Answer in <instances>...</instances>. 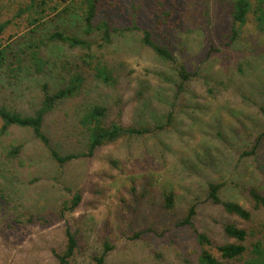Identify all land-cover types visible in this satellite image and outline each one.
Masks as SVG:
<instances>
[{
  "label": "rangeland",
  "instance_id": "rangeland-1",
  "mask_svg": "<svg viewBox=\"0 0 264 264\" xmlns=\"http://www.w3.org/2000/svg\"><path fill=\"white\" fill-rule=\"evenodd\" d=\"M232 1L98 0L86 27L83 0H0V49H7L0 107L32 115L43 84L55 92L79 74V91L44 116L43 131L59 154L86 151L80 119L95 104L106 107V124L151 131L60 164L30 128L1 131L0 121V264H61L53 251L64 250L66 227L77 240L67 264H95L104 243L111 249L101 264H198L202 249L224 264L251 257L252 243L264 236V208L250 197L251 189L264 195V15L259 0H250L245 22L233 24ZM104 22L109 43L95 28ZM55 31L90 47L49 41ZM144 31L173 62L143 43ZM31 42L48 61L42 74L30 67ZM101 65L115 85L95 75ZM180 65L192 77L178 90ZM210 182H222L220 199L239 203L250 218L211 202ZM76 193V207L63 210ZM191 206L193 227L181 224ZM226 224L246 231L245 250L234 259L216 249L236 242ZM197 232L210 244H200Z\"/></svg>",
  "mask_w": 264,
  "mask_h": 264
},
{
  "label": "trees",
  "instance_id": "trees-1",
  "mask_svg": "<svg viewBox=\"0 0 264 264\" xmlns=\"http://www.w3.org/2000/svg\"><path fill=\"white\" fill-rule=\"evenodd\" d=\"M66 2L68 0H61ZM86 5V9L84 11V21L86 27H92V20L96 14L98 0H83ZM264 0H259V10L264 15V10L260 7L261 3ZM232 19L233 24L238 22L243 24L245 22L247 13L250 10V0H233L232 1ZM68 7H65L63 10L66 11ZM99 27H95L96 29L101 30V39L102 42H110V28L106 22L103 23V27L98 25ZM5 27L4 23H0V34L1 31ZM232 39L235 37L236 31H232ZM49 41H62L68 43L70 46H80L83 48H89V42L78 38L76 36H72L70 34H65L63 32L55 31L49 36ZM231 39V40H232ZM143 43L149 46L153 52L163 60L166 61H174L172 53L165 47L155 44L150 37L149 31H144V36L142 39ZM7 49H0V64L2 65L3 61L6 59ZM84 56H89L88 53H85ZM28 61H30V67L33 72L36 74H42L44 67L48 65V61H46L41 55V49L38 46L34 45V42L28 45ZM95 75L102 78V80L109 84L115 85L116 78L113 77L110 71L104 66H96ZM177 74L180 77V83L178 84V90L183 87V84L192 77V73L186 71L183 66H178ZM82 77L79 74H72L71 78L68 79V85L58 89L55 92H50L48 85L45 83L42 85L41 91L43 94V98L41 104L37 110L32 115H21L17 112L10 111L5 107H0V121H1V131H4L7 127L11 125H16L20 127H27L32 130L33 135L46 147L48 148L51 157L56 160L58 163L63 164L70 160L76 159L80 156L88 157L91 156L95 149L99 146L113 142L116 139L127 135L134 136L140 135L147 132H151L149 128H140L137 129L135 127H124L122 125H118L115 123L106 124L103 121V117L105 116L106 107L101 105H93L88 108L87 112L80 119V123L87 130L88 136L86 140V151L81 154L75 153H67V154H59L54 148L50 146V141L45 132L43 131V120L44 116L47 112H49L54 104L61 99L74 96V94L79 91V87L82 84ZM17 152V148H14L11 153L15 154ZM223 186L222 182H210L208 183V199L216 204H220L223 209L230 214L237 215L242 219H249L251 213L249 210L244 208L237 202L232 201H224L219 197L220 188ZM250 197L253 200L254 208H264V195L258 193L256 190H250ZM80 200V195L78 193L74 194L71 203L67 206L63 205V210H72L76 207ZM173 194L171 192L166 193L164 196V203L166 207L172 206ZM195 214L194 206L189 207L186 212V216L181 220L182 225H189L193 227L192 218ZM223 231L226 236L230 238H234L236 242L225 243L221 245H217L216 249L220 253L222 258L225 259H234L236 257H240L244 250L245 246L243 242L246 239V231L242 228H239L233 224H226L223 228ZM65 248L61 253H57L53 251L54 256L58 259L61 264H67L68 259L74 255V251L77 247V240L74 233L68 228H65ZM197 240L200 244H210L207 237L197 232ZM104 250L100 254V256L94 257L95 264H101L107 252L111 249V246L107 243H104ZM252 255L250 258L245 260L242 264H264V236L252 243L251 245ZM198 264H224L222 261L217 259L209 250L202 249L200 254L198 255Z\"/></svg>",
  "mask_w": 264,
  "mask_h": 264
}]
</instances>
